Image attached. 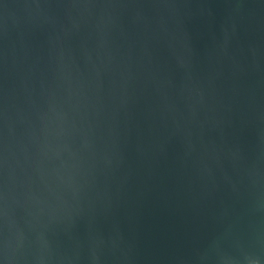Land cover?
I'll return each instance as SVG.
<instances>
[{"label": "water", "instance_id": "95a60500", "mask_svg": "<svg viewBox=\"0 0 264 264\" xmlns=\"http://www.w3.org/2000/svg\"><path fill=\"white\" fill-rule=\"evenodd\" d=\"M0 264H264V0H0Z\"/></svg>", "mask_w": 264, "mask_h": 264}]
</instances>
